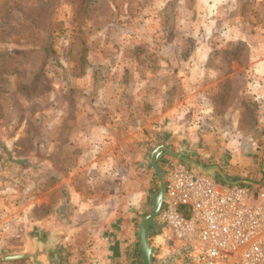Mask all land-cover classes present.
Listing matches in <instances>:
<instances>
[{
    "label": "rangeland",
    "instance_id": "rangeland-1",
    "mask_svg": "<svg viewBox=\"0 0 264 264\" xmlns=\"http://www.w3.org/2000/svg\"><path fill=\"white\" fill-rule=\"evenodd\" d=\"M162 143L264 178V0H0V264L84 253L130 185L152 213Z\"/></svg>",
    "mask_w": 264,
    "mask_h": 264
},
{
    "label": "built area",
    "instance_id": "built-area-1",
    "mask_svg": "<svg viewBox=\"0 0 264 264\" xmlns=\"http://www.w3.org/2000/svg\"><path fill=\"white\" fill-rule=\"evenodd\" d=\"M164 180L159 220L172 244L153 264H264V184L221 183L175 157Z\"/></svg>",
    "mask_w": 264,
    "mask_h": 264
},
{
    "label": "crops",
    "instance_id": "crops-1",
    "mask_svg": "<svg viewBox=\"0 0 264 264\" xmlns=\"http://www.w3.org/2000/svg\"><path fill=\"white\" fill-rule=\"evenodd\" d=\"M170 142L172 144L176 143L175 139L170 140ZM180 147H184L188 151L187 147L178 144V149ZM168 157L170 155L166 153L160 157L159 163L161 164L162 172H164V164ZM217 165L224 171L221 164ZM212 178L221 183H226L218 177ZM227 178L231 180L228 176ZM248 181L254 182L252 180ZM128 188L130 189H128L127 194L122 200V204H120L118 214L109 216L108 213L102 220V227L98 230V234L96 233L97 240L93 244V247L90 248L88 244L84 253L81 252L83 248L78 246L68 247L66 251L56 249V257L49 261L50 264H145L140 246L139 230L142 218L149 215L148 212L144 213V211H147L146 208L151 192L149 191V186L146 184L143 187L133 189L132 185H130ZM159 222H156V227L151 226L149 229L151 243L159 246L157 253L163 251V248L166 247L165 238L169 237V230L162 227L163 225L160 220ZM84 238L87 240L94 239V235L87 232ZM57 242V240H54L55 244Z\"/></svg>",
    "mask_w": 264,
    "mask_h": 264
},
{
    "label": "water",
    "instance_id": "water-1",
    "mask_svg": "<svg viewBox=\"0 0 264 264\" xmlns=\"http://www.w3.org/2000/svg\"><path fill=\"white\" fill-rule=\"evenodd\" d=\"M165 153L179 159L195 171L201 172L208 176L218 177L228 184H247L252 186V188L254 189H258L264 184V178L260 182H251L248 180L231 181L227 178L226 174L220 166H218L217 164L205 165L198 162L197 160L189 156L184 147H180L177 151H174L172 150V148L167 147L164 144L158 145L154 150L151 151L150 164L155 169V172L159 179V192L155 197L152 213L142 218L139 230L140 246L145 264H153L154 257L159 248L158 245L151 243L149 229L151 226L156 227L155 218L160 214L163 204L167 199L164 174L158 164L160 157ZM54 244L55 243L53 239L50 240L47 244H42L39 241H35L34 250L32 252L5 257L4 260L30 259L32 264H50V262L47 260V255Z\"/></svg>",
    "mask_w": 264,
    "mask_h": 264
}]
</instances>
